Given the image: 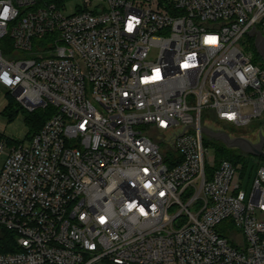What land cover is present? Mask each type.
Listing matches in <instances>:
<instances>
[{
	"label": "built area",
	"instance_id": "1",
	"mask_svg": "<svg viewBox=\"0 0 264 264\" xmlns=\"http://www.w3.org/2000/svg\"><path fill=\"white\" fill-rule=\"evenodd\" d=\"M69 1L0 0V87L52 109L0 169V264H264V166L203 131L264 137V0Z\"/></svg>",
	"mask_w": 264,
	"mask_h": 264
},
{
	"label": "rangeland",
	"instance_id": "2",
	"mask_svg": "<svg viewBox=\"0 0 264 264\" xmlns=\"http://www.w3.org/2000/svg\"><path fill=\"white\" fill-rule=\"evenodd\" d=\"M81 3L80 0H73L66 3L67 11H65L66 14H74L76 12V7ZM49 45H46L45 47L40 45V41H35V51H39L40 48H47ZM261 61L264 62V59L261 58ZM11 98V95L8 91H6L4 88L0 87V106L3 103L8 102V100ZM3 107H0V137L4 138L8 142V148L6 151L2 154H0V168L2 166V163L4 162L6 158L7 151L12 148L13 146H16L18 144L27 143L30 140L29 132L30 128L27 126V119L28 117L32 118H42L47 117L46 110H37L35 113H30L24 108L19 110L18 114L13 118L12 121H10L8 115L3 114L1 110ZM257 126L251 125L248 128H241V129H234L228 130H220V132L227 133L230 136L233 137H244L249 140H251L253 143H258V136L255 134ZM205 138L208 140V136L206 134ZM211 143V154L213 157H216L217 159H221L224 157H219V151L218 148L225 149L228 151L233 157L238 158L239 161L234 162L235 164H238L239 167H243L242 173L244 176H251L254 174V172L260 167L264 166V159L263 158H256L251 155L245 154L240 148H230L227 144H225L223 141L210 138Z\"/></svg>",
	"mask_w": 264,
	"mask_h": 264
},
{
	"label": "trees",
	"instance_id": "3",
	"mask_svg": "<svg viewBox=\"0 0 264 264\" xmlns=\"http://www.w3.org/2000/svg\"><path fill=\"white\" fill-rule=\"evenodd\" d=\"M4 43L5 44L3 45V52L6 56L10 57L13 52V48L10 45V39H6ZM254 62L255 63L262 62L260 56L256 52H255ZM21 109L22 108L11 97L8 100V104L6 108L2 111V113L8 115L10 121H12L13 118L18 114L19 110ZM46 111H47L46 112L47 117H42V118L28 117L26 123H27V126L30 128V132H29L30 139H32V137L42 129L46 121L52 115L51 108L46 109ZM218 151H219V154H218L219 157H224L221 159L218 158L219 161L222 159H226L231 162L239 161L238 158L233 157L225 149L218 148ZM15 252H18L15 234L0 226V254H8V253H15Z\"/></svg>",
	"mask_w": 264,
	"mask_h": 264
},
{
	"label": "water",
	"instance_id": "4",
	"mask_svg": "<svg viewBox=\"0 0 264 264\" xmlns=\"http://www.w3.org/2000/svg\"><path fill=\"white\" fill-rule=\"evenodd\" d=\"M254 34V30L250 32V36H253ZM255 45L257 52L264 59V37L259 33L257 34ZM203 131L208 137L223 141L230 148H240L247 155L264 159L263 136L260 137L258 143H253L251 140L244 137H231L227 133L215 132L207 128H204Z\"/></svg>",
	"mask_w": 264,
	"mask_h": 264
},
{
	"label": "snow or ice",
	"instance_id": "5",
	"mask_svg": "<svg viewBox=\"0 0 264 264\" xmlns=\"http://www.w3.org/2000/svg\"><path fill=\"white\" fill-rule=\"evenodd\" d=\"M5 12H7V9H5ZM131 30V25L129 26V31ZM208 43H215V38H208V40L206 41ZM187 67V65H185ZM158 73H157V78H158Z\"/></svg>",
	"mask_w": 264,
	"mask_h": 264
},
{
	"label": "crops",
	"instance_id": "6",
	"mask_svg": "<svg viewBox=\"0 0 264 264\" xmlns=\"http://www.w3.org/2000/svg\"><path fill=\"white\" fill-rule=\"evenodd\" d=\"M7 104H8V102L1 104L0 107H3L1 110H4V109L6 108V106H7ZM0 112H1V111H0ZM3 164H4V162L2 163V166H3ZM2 166H1V168H2ZM1 168H0V169H1Z\"/></svg>",
	"mask_w": 264,
	"mask_h": 264
}]
</instances>
